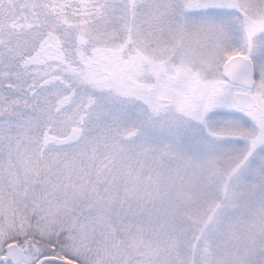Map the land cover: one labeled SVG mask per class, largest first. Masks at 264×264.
I'll list each match as a JSON object with an SVG mask.
<instances>
[{
    "label": "snow or ice",
    "instance_id": "obj_1",
    "mask_svg": "<svg viewBox=\"0 0 264 264\" xmlns=\"http://www.w3.org/2000/svg\"><path fill=\"white\" fill-rule=\"evenodd\" d=\"M0 264H264V0H0Z\"/></svg>",
    "mask_w": 264,
    "mask_h": 264
}]
</instances>
